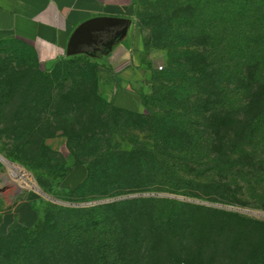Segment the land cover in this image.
<instances>
[{"label": "rangeland", "instance_id": "374dc122", "mask_svg": "<svg viewBox=\"0 0 264 264\" xmlns=\"http://www.w3.org/2000/svg\"><path fill=\"white\" fill-rule=\"evenodd\" d=\"M181 1L137 0L131 11V23L151 47L143 54L151 64H146L147 84L135 85L148 105L143 113L113 105L120 81L107 62L80 54L75 62L62 56L47 63L48 68L57 64L61 76L72 70L70 77L76 82L59 85L70 93L59 99L62 114L52 118L41 136L53 135L57 126L78 138L73 145L63 135L47 139L57 151L50 154L39 144L38 149L22 146L24 133L0 129L6 184H12V191L19 187L35 195L43 220L52 218L54 209L133 200L120 209V231L126 234L112 237L129 242L122 244L124 264H229L232 246L247 249V264H264V125L260 122L251 129L260 112L249 108L207 112L222 101L204 98L198 102L201 111L192 117L195 127L189 134L183 129L191 119L189 103L169 98L149 83L150 76L169 63L167 44L160 40L179 23L186 6ZM196 38L195 43H202L198 34ZM20 49L16 44L0 46V70L5 63L20 62L9 51ZM208 49L217 52L212 46ZM225 58L229 65L237 62ZM58 59L61 62L56 63ZM234 92L247 104V79ZM104 114H110L115 136L93 133L108 128ZM106 137L117 139V148L108 154L103 153ZM125 140L138 149L130 152ZM83 161L90 166L77 164ZM88 166L92 173L86 197L64 183L76 168L84 167L85 178L89 176ZM17 167L27 172L28 186L19 183L16 176L22 172ZM40 183L47 188H39ZM22 243L16 237L0 238V264L11 262L22 251Z\"/></svg>", "mask_w": 264, "mask_h": 264}, {"label": "trees", "instance_id": "16d2710c", "mask_svg": "<svg viewBox=\"0 0 264 264\" xmlns=\"http://www.w3.org/2000/svg\"><path fill=\"white\" fill-rule=\"evenodd\" d=\"M181 2L182 6H186L184 11L179 13V23L167 30L165 37L160 40L164 46L167 44L165 48L169 63L166 68L163 66V71L151 75L149 83L153 85L154 90H161L169 98L175 97L180 102L189 103L187 106H190L191 119L183 124L186 133L192 134L195 127L192 117L201 111L198 102L204 98L222 101L220 105H212L204 111L234 112L249 108L260 112L254 117L251 129L260 122L264 125V119H261L264 115V0ZM197 34L202 38V43H195ZM144 42L145 55V52H151V47L150 41L145 39ZM209 46L217 52L209 50ZM28 50L22 48L12 51L20 62L15 61L11 65L5 63L0 70V129L24 133L22 146H36L37 149L40 146L43 152L52 154L57 151L48 146L47 139L63 135L69 144L73 145L78 138L76 135H70L65 128L57 126L53 135L41 136L42 132L47 130L46 125L54 122L52 118L62 114L58 105L59 99L70 93V89H60L59 85L76 81L74 77H70L72 70L61 76L56 71L57 64L42 70L37 54ZM225 55L237 62L229 65ZM79 56H71L69 61L75 62V58ZM143 61L145 64L149 63L145 57ZM59 62L61 61L58 59L56 63ZM245 79L247 104L244 105L239 97H235L238 92L234 91ZM25 80L29 83L25 84ZM25 92L27 94H24ZM140 96L145 108H148L145 97L142 94ZM55 101L57 105H54ZM113 105L115 106L114 103ZM101 118L108 123V128L97 129L93 133L107 136L108 133L116 132L115 129L111 130L114 127L111 125L110 114H104ZM115 140V137L108 139L104 154L117 148ZM124 142L129 144L127 149L130 152L138 149V145L131 141ZM77 164L90 166L87 161ZM89 166V176L78 187L70 189L86 197L89 195L91 181ZM132 202L133 200H114L96 205L54 209L51 210L53 217L45 220L40 214L34 227L24 226L0 236L1 239L16 237L23 242L22 251L16 253L13 260L7 264H124L122 244L129 242L126 239L123 242V239L114 238L118 233L126 234L120 231L123 226L120 209ZM38 205L36 204V209L39 211ZM229 251V264H247L246 248L239 250L238 247L232 246Z\"/></svg>", "mask_w": 264, "mask_h": 264}, {"label": "crops", "instance_id": "0c3cea01", "mask_svg": "<svg viewBox=\"0 0 264 264\" xmlns=\"http://www.w3.org/2000/svg\"><path fill=\"white\" fill-rule=\"evenodd\" d=\"M136 2L137 0H0V46L16 44L21 49L34 51L44 70L54 58L76 56L68 54L69 41L76 29L86 21L95 17L126 19L125 27L104 34L96 44L80 54L107 62L117 74L120 86L113 98L115 106L143 113L146 108L135 85L147 84L149 68L143 61L144 37L130 20ZM24 83L29 82L25 80ZM2 158L0 154V236L24 226H33L40 218L35 195L23 193L19 187L12 191V184H6L7 173ZM84 179L85 169L80 167L73 170L64 184L75 188ZM38 187L45 189L47 184L40 183Z\"/></svg>", "mask_w": 264, "mask_h": 264}, {"label": "water", "instance_id": "95a60500", "mask_svg": "<svg viewBox=\"0 0 264 264\" xmlns=\"http://www.w3.org/2000/svg\"><path fill=\"white\" fill-rule=\"evenodd\" d=\"M127 25V20L115 17H95L80 25L71 36L69 55H77L96 44L101 36Z\"/></svg>", "mask_w": 264, "mask_h": 264}, {"label": "built area", "instance_id": "2783aa9c", "mask_svg": "<svg viewBox=\"0 0 264 264\" xmlns=\"http://www.w3.org/2000/svg\"><path fill=\"white\" fill-rule=\"evenodd\" d=\"M161 69L163 68V66H161L160 67ZM19 170H21V175H17L16 177L18 178V180H19V183H23V184H25V185H27L28 186V182H26L25 180L26 179H28V174H27V172L24 170V169H22L21 167H17Z\"/></svg>", "mask_w": 264, "mask_h": 264}]
</instances>
